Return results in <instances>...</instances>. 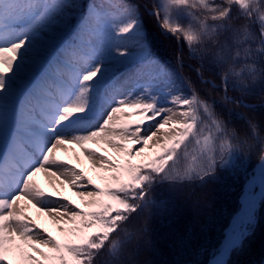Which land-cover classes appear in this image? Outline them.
<instances>
[{"label": "snow or ice", "instance_id": "1", "mask_svg": "<svg viewBox=\"0 0 264 264\" xmlns=\"http://www.w3.org/2000/svg\"><path fill=\"white\" fill-rule=\"evenodd\" d=\"M143 9L200 60L197 76L223 92L222 106L247 107L228 92L264 84V0H152ZM205 62L219 85L204 79ZM184 83L153 54L141 6L0 0V264H125L126 247L146 234L129 225L162 210L158 187L240 167L258 146L241 213L210 261L232 264L264 202V137L250 121L241 137L215 101Z\"/></svg>", "mask_w": 264, "mask_h": 264}, {"label": "trees", "instance_id": "2", "mask_svg": "<svg viewBox=\"0 0 264 264\" xmlns=\"http://www.w3.org/2000/svg\"><path fill=\"white\" fill-rule=\"evenodd\" d=\"M126 2L141 6L142 23L153 54L185 82L187 92V81H191L203 98L216 102V111L241 137L251 136L249 121L258 125L259 134L264 137V84H251L243 94L239 91L228 92L229 97L243 101L247 107L233 104L222 106L223 92L201 83L197 76L196 70L201 68L200 60L191 59L187 47H182V42L178 43L174 37L163 34L155 19L144 11L143 6L150 5L152 0ZM181 52L183 68L177 62V54ZM203 77L220 84L218 70L207 62L203 64ZM258 162L257 146L240 167L218 169L214 177L205 181L158 187L154 197L161 202L162 210H150L132 221L130 228L146 227V234L139 240H133L121 259L125 264H207L225 239L226 229L240 209L244 186ZM231 262L264 264V202H260L253 234L244 250L231 256Z\"/></svg>", "mask_w": 264, "mask_h": 264}, {"label": "rangeland", "instance_id": "3", "mask_svg": "<svg viewBox=\"0 0 264 264\" xmlns=\"http://www.w3.org/2000/svg\"><path fill=\"white\" fill-rule=\"evenodd\" d=\"M83 2H84L85 4H87V3L91 2V0H83ZM177 77H178V76H177ZM178 78H179V77H178ZM183 90H184L185 93H187V89H186L185 87L183 88ZM62 158H63V157H62ZM77 167H79V165H77ZM85 168H86V170H87V165H86V164H85ZM88 174L91 175L94 179H95L96 176H97L96 173L91 172L90 170L88 171ZM36 179L38 180V182L40 183L41 187L44 188V190H45L46 192L50 191V188L48 187L47 182L44 180L43 176H38ZM97 183H99V180H97ZM65 194L68 195L70 198L75 199V197H72L71 192H68L67 190H65ZM33 211H34V210H33ZM33 216H34V217L36 216L35 211H34ZM195 220H196V217H195ZM42 223L44 224V226H46V227L52 232V234H53L54 236H59V234H58V233L56 232V230H55V227H54L53 225H51L50 222L42 221Z\"/></svg>", "mask_w": 264, "mask_h": 264}, {"label": "bare ground", "instance_id": "4", "mask_svg": "<svg viewBox=\"0 0 264 264\" xmlns=\"http://www.w3.org/2000/svg\"><path fill=\"white\" fill-rule=\"evenodd\" d=\"M256 173H257V171H256ZM256 173L253 174L252 177H253L254 175H256ZM252 177L250 178V180L252 179ZM250 180H249V182H250ZM249 182H247V184L245 185L244 193H243V195H242V197H241V207H240L238 213L236 214L234 220H233L232 223L230 224V226H229V228H228V230H227V233L233 228V226H234V222H235L236 218H237V217L240 215V213H241V210H242V208H243V198H244L245 194L250 190V183H249ZM251 190H253V191H255V192H259V186L256 185V186H255L254 188H252ZM256 213H257V209H256Z\"/></svg>", "mask_w": 264, "mask_h": 264}, {"label": "water", "instance_id": "5", "mask_svg": "<svg viewBox=\"0 0 264 264\" xmlns=\"http://www.w3.org/2000/svg\"><path fill=\"white\" fill-rule=\"evenodd\" d=\"M258 164H259V162L257 163V165H256V167H255V169H254V171H255V173H256V171H257V169H258ZM259 207H260V202H258V204H257V211L259 210ZM236 216V215H235ZM235 216H234V218H235ZM234 218L232 219V221L234 220ZM209 264V263H208Z\"/></svg>", "mask_w": 264, "mask_h": 264}]
</instances>
